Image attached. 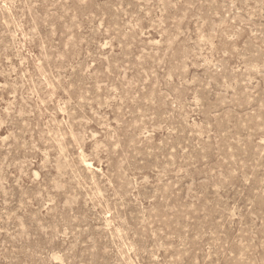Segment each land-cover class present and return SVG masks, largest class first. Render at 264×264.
Returning a JSON list of instances; mask_svg holds the SVG:
<instances>
[{"label":"rangeland","instance_id":"obj_1","mask_svg":"<svg viewBox=\"0 0 264 264\" xmlns=\"http://www.w3.org/2000/svg\"><path fill=\"white\" fill-rule=\"evenodd\" d=\"M0 264H264V0H0Z\"/></svg>","mask_w":264,"mask_h":264}]
</instances>
